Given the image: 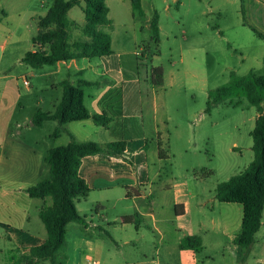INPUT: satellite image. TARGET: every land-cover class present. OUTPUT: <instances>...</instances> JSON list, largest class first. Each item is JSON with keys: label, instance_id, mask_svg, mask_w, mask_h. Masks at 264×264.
Listing matches in <instances>:
<instances>
[{"label": "crops", "instance_id": "0c3cea01", "mask_svg": "<svg viewBox=\"0 0 264 264\" xmlns=\"http://www.w3.org/2000/svg\"><path fill=\"white\" fill-rule=\"evenodd\" d=\"M226 2L243 4L240 13L264 35V0ZM180 4L177 1L178 9ZM6 17L7 13L2 10L0 23ZM67 18L73 23L72 43L81 38L85 18L80 7L70 9ZM107 18L110 23L103 29L109 32L112 23L108 13ZM110 38L113 55L105 60L81 58L33 69L21 62L26 52L36 50L33 44L16 57L15 62L25 66L20 84L35 102L34 112L28 118L30 125L24 124L21 116L25 107L20 84L16 81L15 92L10 87L9 74H5L8 72L0 75V226L5 229V233L0 232V238L27 245L23 253L45 241L47 233L38 213L41 208L52 205V198H30L24 190L49 177L44 162L47 151L67 145L72 136L77 142L103 146L121 143L123 151L115 155L99 153L81 160L78 173L90 191L75 202L84 225L71 222L66 226V264H195V254L206 239H210L212 261L216 256L225 259L227 251L239 253L235 238L241 231V205L219 202L215 192L204 195V186L190 191L189 202L171 197V182L175 178L173 172L165 169L170 165V158L163 148L170 137L164 71L161 66L150 63L157 61L159 54L150 60L141 46L139 51L120 50L113 37ZM5 50L3 43L0 64ZM42 50L46 51L47 47ZM156 67L163 71L161 85H154L150 75ZM34 70L41 71L36 74ZM24 75L33 77L37 83L25 87ZM80 80L94 83L82 88L83 103L90 116L110 117L106 126L96 125L92 118L73 121L64 124L55 136L57 121H45L41 127L31 124L37 110L54 112L62 97L61 82L76 85ZM173 82L169 83L170 88ZM257 116L258 113L251 118L249 137ZM46 128L48 131L44 132ZM39 132L43 133L39 135ZM251 147L252 143L248 148L252 154L238 173L253 160ZM182 205L190 208L186 214L193 209L201 220L177 221L178 217L185 216ZM193 236L200 240L198 248H180L183 238ZM151 238L154 245L150 244ZM166 238L171 239L170 243H165ZM146 244L150 245L148 249L142 246ZM128 246L129 250H124Z\"/></svg>", "mask_w": 264, "mask_h": 264}, {"label": "rangeland", "instance_id": "374dc122", "mask_svg": "<svg viewBox=\"0 0 264 264\" xmlns=\"http://www.w3.org/2000/svg\"><path fill=\"white\" fill-rule=\"evenodd\" d=\"M177 1L181 3L179 9ZM141 2L144 16L138 17L129 0H106L112 23V31L107 32L120 50L134 51L141 46L150 60L159 54L158 60L150 63L161 66L164 71L170 137L163 148L170 158V165L165 169L173 172L175 178L171 182V197L189 202L190 191L202 186L204 195H213L217 184L238 174L252 154L248 149L252 143L248 131L257 110L245 98L227 99L207 110L208 97L226 85L232 73L243 76L250 70L263 69L264 39L257 37L250 28L252 24L240 13L244 6L241 3H227L226 0ZM52 4L53 0H0V18L2 10L7 13L0 23V46L6 44L0 75L8 72L5 74H9L10 87L15 92L25 67L15 62L16 57L31 48L38 32V18L45 16ZM74 11L80 10L74 8ZM155 13L159 16V42L152 38L150 31ZM34 71L39 74L41 70ZM25 77L29 83H37L28 75L22 80ZM19 87L25 107L22 120L30 125L28 118L34 112L35 102L21 84ZM234 143L237 147H233ZM182 209L185 216L178 217L177 221L196 223L201 220L193 209L186 214L190 209L187 205H182ZM0 232L5 233L1 226ZM170 240L166 238L165 243ZM255 240L246 251L236 254L227 251L225 259L216 256L212 261L209 259L213 256L209 249L210 239H206L195 254V264H264V225ZM152 242L151 238L150 244L154 245ZM25 246L0 238V264H14L13 258L20 256ZM142 246L150 247L148 244ZM124 250H129V246Z\"/></svg>", "mask_w": 264, "mask_h": 264}, {"label": "trees", "instance_id": "16d2710c", "mask_svg": "<svg viewBox=\"0 0 264 264\" xmlns=\"http://www.w3.org/2000/svg\"><path fill=\"white\" fill-rule=\"evenodd\" d=\"M106 0H53L45 16L38 18V32L32 39L35 51L26 52L21 62L26 66L38 69L51 66L57 62L81 58L107 59L113 55L110 35L103 28L109 25ZM134 14L144 16L141 0H129ZM80 7L85 18L81 27V38L70 42L73 23L67 18L68 11ZM243 11V7H242ZM159 16L154 14L150 22L152 38L159 42ZM251 30L264 39V35L256 28ZM43 47H47L43 51ZM154 85H161L163 71L161 67L151 70ZM94 83L80 80L76 85L69 81L60 83L62 97L52 114L37 110L31 118V124L41 127L45 121H57L54 135H58L61 127L69 122L92 118L96 125L106 126L111 118L105 114L90 116L83 103L84 86ZM207 110L224 100L245 98L258 113L252 138L253 160L240 173L217 184L215 198L222 203H236L242 206L243 215L241 231L235 238L239 252L246 251L255 243L256 234L262 226L264 211V61L260 71L250 70L246 75L231 74L229 82L211 92L208 97ZM65 146L47 151L44 162L48 166L49 177L27 187L24 192L30 198H52L50 207L39 210V218L46 229L45 241L28 249L16 259L14 264H66V226L71 222L84 225V218L76 209L77 199L85 198L90 189L79 176L81 160L86 156L99 153L119 154L123 151L121 143L100 145L95 142H77L72 136ZM200 246L197 237H185L180 242L182 249H196Z\"/></svg>", "mask_w": 264, "mask_h": 264}, {"label": "built area", "instance_id": "2783aa9c", "mask_svg": "<svg viewBox=\"0 0 264 264\" xmlns=\"http://www.w3.org/2000/svg\"><path fill=\"white\" fill-rule=\"evenodd\" d=\"M22 83L25 87H28V85H29V82L26 78L23 79Z\"/></svg>", "mask_w": 264, "mask_h": 264}]
</instances>
